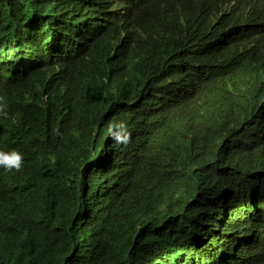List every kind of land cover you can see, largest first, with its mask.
Returning a JSON list of instances; mask_svg holds the SVG:
<instances>
[{
    "label": "trees",
    "instance_id": "16d2710c",
    "mask_svg": "<svg viewBox=\"0 0 264 264\" xmlns=\"http://www.w3.org/2000/svg\"><path fill=\"white\" fill-rule=\"evenodd\" d=\"M19 9L17 4L13 12ZM230 14L235 22L236 10ZM234 38L219 26L198 36L212 51L197 44L207 63L206 77L197 81L181 73L175 43L166 56L143 50L134 63L145 75L131 86L153 78L165 83L160 97L132 109L92 83L82 98L55 97L33 106L17 126L0 124V141L26 161L22 172L8 173L23 194L10 203L22 222L10 233L0 264H150L155 254L196 242L227 189V177L242 165L239 157H246L241 172L252 176L261 171L250 163H264V40L240 43L242 55L233 45L229 54ZM28 119L34 129L26 126ZM110 120L127 124V146L108 138ZM201 123L218 130L215 146L224 141L209 173L225 179L204 174L215 154L205 153L204 160L193 145L187 151L167 147ZM61 146L68 151L58 153ZM88 150L95 152L94 177L82 167Z\"/></svg>",
    "mask_w": 264,
    "mask_h": 264
},
{
    "label": "clouds",
    "instance_id": "9594fccd",
    "mask_svg": "<svg viewBox=\"0 0 264 264\" xmlns=\"http://www.w3.org/2000/svg\"><path fill=\"white\" fill-rule=\"evenodd\" d=\"M17 4L20 9L13 12ZM234 10L235 22L230 14ZM215 26L229 32L230 37L235 35L228 45L229 54L233 45H238V55L244 54L246 49L240 43L245 46L252 40H264V0H0V124L17 126L31 115L33 106L55 97L82 98L92 83L130 109L157 99L163 93L165 78L131 86L133 79L140 82L137 75H145L134 62L140 60L143 50L166 56L172 43L179 51L176 61L181 73L193 81L202 80L207 63L198 55L197 44H203L198 36ZM204 46L208 53L212 51ZM66 108L71 109V104ZM35 121L28 119L26 126L34 129ZM179 121L177 116L176 126ZM105 129L115 145L131 142L125 122L110 120ZM187 135L171 140L167 147L187 151L193 145L203 151L204 160L205 153L215 154L205 163L204 174L225 179L209 173L223 149L224 141L220 146V141L214 144L218 130L201 123ZM232 143H226L225 148ZM261 146L264 148V143ZM57 151L63 153L68 148L61 146ZM94 156L95 152L88 150L87 163L82 164L93 177ZM242 158L244 163L246 157ZM25 162L19 150L0 141V255L10 245V233L22 222L10 203L23 194L8 173L22 172ZM242 165L227 177V189L200 227L197 241L155 254L150 264H264V163H250L261 171L253 176L241 172ZM238 180L241 182L236 184Z\"/></svg>",
    "mask_w": 264,
    "mask_h": 264
},
{
    "label": "rangeland",
    "instance_id": "374dc122",
    "mask_svg": "<svg viewBox=\"0 0 264 264\" xmlns=\"http://www.w3.org/2000/svg\"><path fill=\"white\" fill-rule=\"evenodd\" d=\"M214 233V228H212V234ZM221 239L223 240L224 239V237H223V233L221 234ZM189 258V257H188ZM167 259V258H166ZM165 259V260H166Z\"/></svg>",
    "mask_w": 264,
    "mask_h": 264
},
{
    "label": "bare ground",
    "instance_id": "6f19581e",
    "mask_svg": "<svg viewBox=\"0 0 264 264\" xmlns=\"http://www.w3.org/2000/svg\"><path fill=\"white\" fill-rule=\"evenodd\" d=\"M27 31H30V29H27Z\"/></svg>",
    "mask_w": 264,
    "mask_h": 264
}]
</instances>
